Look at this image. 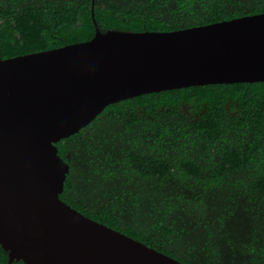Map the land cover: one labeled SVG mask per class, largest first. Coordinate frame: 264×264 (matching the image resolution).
<instances>
[{
  "label": "trees",
  "instance_id": "16d2710c",
  "mask_svg": "<svg viewBox=\"0 0 264 264\" xmlns=\"http://www.w3.org/2000/svg\"><path fill=\"white\" fill-rule=\"evenodd\" d=\"M91 6L0 0V59L89 40ZM259 12L264 0L93 3L102 32L168 31ZM55 145L69 165L60 198L84 215L184 264H264V81L111 103Z\"/></svg>",
  "mask_w": 264,
  "mask_h": 264
},
{
  "label": "water",
  "instance_id": "95a60500",
  "mask_svg": "<svg viewBox=\"0 0 264 264\" xmlns=\"http://www.w3.org/2000/svg\"><path fill=\"white\" fill-rule=\"evenodd\" d=\"M0 59V244L25 264H184L60 198L57 143L109 104L193 85L264 81V12L181 29L100 31Z\"/></svg>",
  "mask_w": 264,
  "mask_h": 264
}]
</instances>
